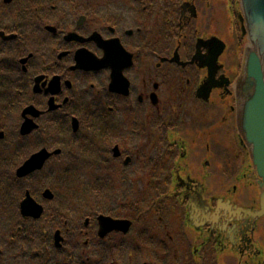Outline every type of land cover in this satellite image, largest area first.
Wrapping results in <instances>:
<instances>
[{"label":"flooded vegetation","instance_id":"obj_1","mask_svg":"<svg viewBox=\"0 0 264 264\" xmlns=\"http://www.w3.org/2000/svg\"><path fill=\"white\" fill-rule=\"evenodd\" d=\"M244 39L238 0H0V264H264Z\"/></svg>","mask_w":264,"mask_h":264},{"label":"water","instance_id":"obj_2","mask_svg":"<svg viewBox=\"0 0 264 264\" xmlns=\"http://www.w3.org/2000/svg\"><path fill=\"white\" fill-rule=\"evenodd\" d=\"M241 13L239 22L242 34L247 35L240 74L235 83L237 127L241 139L249 149L254 171L260 177L264 190V0H239ZM219 42L217 52L223 49ZM48 156L42 150L26 160L16 172L19 177L39 169ZM44 194H50L46 190ZM264 198V192L261 195ZM41 206L26 193L21 202L25 216H39Z\"/></svg>","mask_w":264,"mask_h":264},{"label":"rangeland","instance_id":"obj_3","mask_svg":"<svg viewBox=\"0 0 264 264\" xmlns=\"http://www.w3.org/2000/svg\"><path fill=\"white\" fill-rule=\"evenodd\" d=\"M231 56V53H229ZM235 54V53H234ZM54 176H56V174L53 175V178L51 179L50 182L52 183H57V180H55ZM30 183H36V181H30ZM10 217H16V215L13 213L10 214H5V219L7 221V223H0V246H2V248L8 249V245L6 244V239H8V237H10L11 233H12V226L14 224L8 222V219ZM21 240V239H19ZM6 263V262H5Z\"/></svg>","mask_w":264,"mask_h":264}]
</instances>
